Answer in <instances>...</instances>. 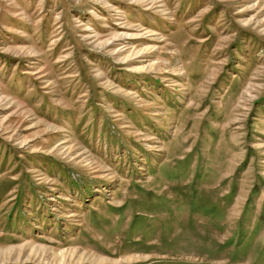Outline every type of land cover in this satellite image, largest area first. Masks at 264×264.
Here are the masks:
<instances>
[{
    "label": "rangeland",
    "instance_id": "rangeland-1",
    "mask_svg": "<svg viewBox=\"0 0 264 264\" xmlns=\"http://www.w3.org/2000/svg\"><path fill=\"white\" fill-rule=\"evenodd\" d=\"M0 264H264V0H0Z\"/></svg>",
    "mask_w": 264,
    "mask_h": 264
}]
</instances>
